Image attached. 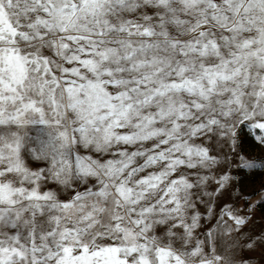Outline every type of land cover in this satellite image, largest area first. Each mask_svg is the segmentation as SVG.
I'll list each match as a JSON object with an SVG mask.
<instances>
[{
  "label": "snow or ice",
  "instance_id": "6c2138e0",
  "mask_svg": "<svg viewBox=\"0 0 264 264\" xmlns=\"http://www.w3.org/2000/svg\"><path fill=\"white\" fill-rule=\"evenodd\" d=\"M242 135L264 0H0V264H246Z\"/></svg>",
  "mask_w": 264,
  "mask_h": 264
},
{
  "label": "rangeland",
  "instance_id": "374dc122",
  "mask_svg": "<svg viewBox=\"0 0 264 264\" xmlns=\"http://www.w3.org/2000/svg\"><path fill=\"white\" fill-rule=\"evenodd\" d=\"M247 128L244 132L247 133ZM35 134V133H33ZM238 147L249 157L257 159H264V147L255 143L248 135H242L238 140ZM227 150V149H225ZM264 186V172L257 170L256 175H246L239 177L235 181V187L226 192L220 200V204L227 202L230 198L235 199L236 195L242 190L244 193H255L248 201L249 207L244 208L243 201H237V207L243 208L248 213V223L244 228V232L248 236H254L257 238H264V203L260 202L261 196L264 195V191H260ZM203 212L204 209L201 208ZM205 222L211 227L215 223L214 220L208 221L205 217ZM203 238V237H201ZM236 240V234L218 236V248L221 255L226 258L235 257L237 262L241 257L246 261V264H264V243H257L253 249L247 248L242 251H236L234 249V242Z\"/></svg>",
  "mask_w": 264,
  "mask_h": 264
}]
</instances>
